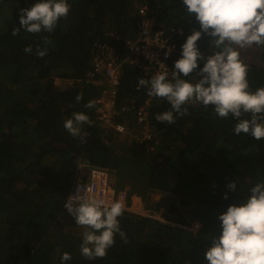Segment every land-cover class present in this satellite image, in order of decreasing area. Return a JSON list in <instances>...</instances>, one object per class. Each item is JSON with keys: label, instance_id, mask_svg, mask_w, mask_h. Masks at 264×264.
I'll return each mask as SVG.
<instances>
[{"label": "trees", "instance_id": "1", "mask_svg": "<svg viewBox=\"0 0 264 264\" xmlns=\"http://www.w3.org/2000/svg\"><path fill=\"white\" fill-rule=\"evenodd\" d=\"M34 2L0 0V264H61L63 252L72 256L66 264H208L205 252L213 238L199 234L201 224L191 231L186 220L170 226L124 211L118 219L126 240L117 234L107 256L92 261L80 254L81 234L71 230L83 228L73 220L58 224L80 169L92 168H77L78 164L98 141L105 143L111 161L119 157L148 161L146 185L151 189L220 214L229 205H239L248 188L264 179V139L234 135L236 121L216 118L211 108L191 105L188 115L169 125L155 116L170 105L154 97L150 109L158 144L149 151L145 144L118 141L113 131L106 133L96 102L93 108L85 107L100 91L87 73L95 43L108 41L117 55H127L124 39L136 35L137 4L159 2L156 23L181 28L180 45L200 30L195 15L186 14L183 0H68L69 14L52 33L21 30L13 37L12 29L19 27V8ZM29 46L31 53L25 52ZM197 47L204 59L197 61L198 68L189 76L193 83L212 54L210 38L202 33ZM38 48L46 49L44 57H38ZM249 66L253 88L264 86V53L259 52V64ZM55 77H64L70 84L56 87ZM141 78L147 79L143 71L122 63L117 109L142 100L146 89L137 88ZM73 112H82L93 122L81 125L82 133H87L84 143L63 127ZM116 120L135 125L131 110L120 112ZM232 182L234 191L227 187ZM201 214L189 221L197 223Z\"/></svg>", "mask_w": 264, "mask_h": 264}, {"label": "clouds", "instance_id": "2", "mask_svg": "<svg viewBox=\"0 0 264 264\" xmlns=\"http://www.w3.org/2000/svg\"><path fill=\"white\" fill-rule=\"evenodd\" d=\"M183 4L187 15H195L200 30L187 36L171 72L160 63L159 70L150 79L141 78L137 83L138 89H147L148 96L170 105L155 119L175 124L177 119L189 114V106L199 105L205 110L211 108L218 119L236 121L232 128L234 135H248L257 141L264 139V86L253 88L249 80L250 66L242 58L253 48L264 53V0H183ZM70 8L68 0H35L29 7L19 8V27H14L11 35L16 37L21 30L33 34L52 33L58 22L67 18ZM202 33L210 38L212 54L196 72L199 79L193 83L189 76L198 68L197 61L204 59L197 47ZM31 51V46L25 48V52ZM37 55L44 57L46 49L38 48ZM167 55L166 51V58ZM81 98L82 93L77 95V102ZM94 106L93 100L85 105L86 108ZM92 123L88 115L73 112L63 127L70 136L80 137L84 143L87 133H82L81 125ZM227 187L234 191L236 184L232 182ZM89 192V186L83 190L78 186L76 194L65 201L64 207L75 218L76 225L83 228L80 254L92 261L107 256L117 234L126 240L118 218L127 210L124 200L109 202ZM248 193L239 205H229L218 216L221 233L212 239L205 252L208 264H264V179H258L248 188ZM223 198L227 199V195ZM127 202L131 201L127 199ZM189 220L186 221L190 223ZM71 259L68 252L60 256L61 264Z\"/></svg>", "mask_w": 264, "mask_h": 264}, {"label": "built area", "instance_id": "3", "mask_svg": "<svg viewBox=\"0 0 264 264\" xmlns=\"http://www.w3.org/2000/svg\"><path fill=\"white\" fill-rule=\"evenodd\" d=\"M158 5L141 3L137 4L136 9L140 17L137 21V32L132 38L124 39V47L127 55L123 58L116 53L115 46L108 41H97L96 52L93 54L91 68L88 70V80L100 87L96 104L99 107L98 120L106 133L111 130L121 139H129L136 143L146 145L148 150H153L157 145L155 128L151 119V109L154 97H150L146 92L138 104L130 106L123 105L120 109L116 108V94L120 81L122 63L135 66L144 72L147 79H150L157 72L158 65L163 63L168 70H173L174 62L180 58L182 48L179 44V36L183 34L181 28L170 26L162 27L156 23ZM164 45L163 47H161ZM168 52L167 58L165 57ZM120 58V59H119ZM132 111L134 113L135 130L130 124L118 122L116 116L120 112ZM108 174L101 168H91L89 177L86 180H75L72 184L65 201L76 194L77 187L81 190L89 186L90 195L104 198L111 202L113 199L124 200L125 210L140 213L141 215L153 217L163 222H167L159 215L149 211H141L140 202H127L124 192L115 191L108 185ZM65 203V202H64ZM64 211L67 209L62 206ZM197 223L191 222L194 227Z\"/></svg>", "mask_w": 264, "mask_h": 264}, {"label": "rangeland", "instance_id": "4", "mask_svg": "<svg viewBox=\"0 0 264 264\" xmlns=\"http://www.w3.org/2000/svg\"><path fill=\"white\" fill-rule=\"evenodd\" d=\"M156 5H158V7L160 6L159 2H156ZM246 63L250 64V63H254V64H259V51L256 50L255 48H253L252 50H249L247 52H245L243 54L242 57ZM68 80L64 77H55L54 78V86L56 87H63V85H69L70 82H67ZM198 106L199 105H195ZM132 128L134 127L133 125H130ZM135 130V127H134ZM118 141H130L129 139H121L117 136ZM101 145L106 147L104 142H101ZM110 153L109 150L107 151V154ZM112 163H109V166H112V169L106 167V170L108 171V175H109V181L108 185L111 189H114L112 187L111 184L116 185V182L118 180H122L123 177H125L127 175V177L130 179V184L131 186L128 187H135L137 190H139V187H148L146 185V181H147V172H148V168H149V162L144 160L141 162H136L134 161V159H132L131 157H119L117 160L115 161H111ZM79 165V164H78ZM89 170H84V171H79V176H80V180H84L87 179L89 177ZM127 181V180H126ZM174 197L176 200L179 199V197L177 195L174 194H167V193H161L160 197H159V201H161V199L163 198H171ZM139 201V200H136ZM142 205V202L140 204V206ZM183 207H185V209L181 210L180 213L182 215V217L185 218V220H189L190 217L194 216V217H198L199 213L201 214V217L197 221V224L200 226V224L202 225L199 234H204L207 237H212V238H218L220 233H221V226H220V221L218 219V216L220 215V213H218L217 211L213 210L212 208L209 207H200L198 208V206H196L195 203H192L191 201H187L186 204L181 205ZM63 214H61L60 216V220L58 221V224H62L64 223V221H75V218L73 216H71L68 211H64L62 208ZM141 211H149L152 214L155 215H159L161 218H165V220H167V225L172 226L173 224L178 225L180 222V219H175L176 216L175 214H169L168 216H164L163 215V209L159 208L156 209V207L154 208H145L141 206ZM140 214V213H138ZM163 216V217H162ZM191 221H194V219H191ZM190 221V223H191ZM183 222V221H182ZM181 222V223H182ZM180 223V224H181ZM179 224V225H180ZM183 225V223L181 224ZM199 228V227H198ZM198 228L196 226L191 227L190 230L191 231H196L198 230ZM72 231L78 233V234H82L83 229H80L79 227L76 229H71ZM198 234V233H197Z\"/></svg>", "mask_w": 264, "mask_h": 264}, {"label": "crops", "instance_id": "5", "mask_svg": "<svg viewBox=\"0 0 264 264\" xmlns=\"http://www.w3.org/2000/svg\"><path fill=\"white\" fill-rule=\"evenodd\" d=\"M107 151L108 149L102 146L99 141L97 143L92 144L90 147H88V149L82 156L79 166L82 169H88L92 166H99L104 168L108 167L112 169V166H109V163L112 162L106 157ZM111 185L114 190L124 192L127 196L128 201L134 202L136 199L139 200L140 204L142 202V207H163L165 208L164 216L169 217V214H172V212L164 206V202H159V197L161 194L159 190L151 189L150 187H139V190H137L135 187H128L131 186V184L130 179L127 177V175L123 177L122 180H118L116 182V185Z\"/></svg>", "mask_w": 264, "mask_h": 264}, {"label": "flooded vegetation", "instance_id": "6", "mask_svg": "<svg viewBox=\"0 0 264 264\" xmlns=\"http://www.w3.org/2000/svg\"><path fill=\"white\" fill-rule=\"evenodd\" d=\"M84 180H86V179H84ZM159 202H164V206L167 207L172 212V214H175V216H176L175 219H180L181 218L180 221H184L185 220V218L182 217V215L180 213L181 210L185 209V207H183L181 205L186 204V200H182V197H179L178 200H176L174 197H171V198H163ZM159 208H162L163 209V215H164L165 214V208H163V207H156V209H159Z\"/></svg>", "mask_w": 264, "mask_h": 264}, {"label": "bare ground", "instance_id": "7", "mask_svg": "<svg viewBox=\"0 0 264 264\" xmlns=\"http://www.w3.org/2000/svg\"><path fill=\"white\" fill-rule=\"evenodd\" d=\"M90 171V170H89ZM81 178H80V176H78V178H76V180H80ZM80 181H82V180H80Z\"/></svg>", "mask_w": 264, "mask_h": 264}]
</instances>
